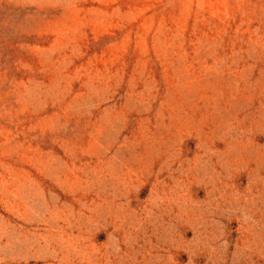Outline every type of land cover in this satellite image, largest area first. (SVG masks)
<instances>
[{
    "label": "rangeland",
    "instance_id": "374dc122",
    "mask_svg": "<svg viewBox=\"0 0 264 264\" xmlns=\"http://www.w3.org/2000/svg\"><path fill=\"white\" fill-rule=\"evenodd\" d=\"M0 264H264V0H0Z\"/></svg>",
    "mask_w": 264,
    "mask_h": 264
}]
</instances>
